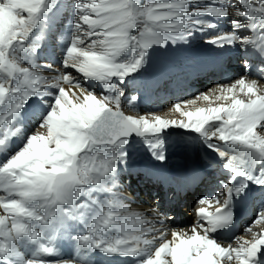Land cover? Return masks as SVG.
Masks as SVG:
<instances>
[{
  "label": "snow or ice",
  "instance_id": "snow-or-ice-1",
  "mask_svg": "<svg viewBox=\"0 0 264 264\" xmlns=\"http://www.w3.org/2000/svg\"><path fill=\"white\" fill-rule=\"evenodd\" d=\"M193 0H77V19L71 45L63 60L64 68H71L85 78L111 82L113 78L121 81L137 72L144 62L145 52L154 44H164L174 37L183 38L192 24L193 16L229 15V7L192 8ZM247 11L236 9L234 14L249 17L251 28L258 33L256 40L242 36L237 29L245 27L233 20L231 33L216 36L212 43L223 47L237 41L254 42L264 48V0L254 4L250 0H240ZM46 11V0H0V127L4 136L0 145L16 134L12 125L16 113L33 94L43 93L48 88H56L53 106L46 118L30 135L22 148L0 164V188L7 193L0 197L6 213L0 215V262L13 264L20 256L17 243L20 237L32 235L29 221L49 225L54 217L67 214L71 217L83 216L95 210L91 226L87 232L76 239L85 250L100 249L108 254L139 256L144 258L138 264H258L261 250H264V231L252 234V225L245 230L249 239L237 237V246H224L210 234L231 223L233 213L229 208L233 194H239L247 186H224L226 198L214 213L199 207L198 214L201 231L193 225L188 231H172V239H167L164 220L157 221L160 228H144L139 214H127V208L118 205L114 210L112 199L100 203L94 193L109 191L105 177L114 171L119 159L116 149L127 143L132 134L153 137L171 126L194 130L210 142H224L249 153V162L257 157L264 159V95L258 94L256 81L246 82L241 78L235 84L220 86L216 100L222 103L183 111L181 103L174 105L182 112L184 119H165L160 115H126L120 110L122 92L98 97L82 87L71 72L55 77H46L34 66H22V58L28 46L26 41L40 23ZM87 26V27H85ZM215 27V25H210ZM85 38L88 43H85ZM39 37H37V40ZM38 44L34 41L31 51ZM133 49L132 55L121 60L120 57ZM136 50H139L138 53ZM70 84L78 91L64 87ZM237 85L240 91L247 89L248 100L235 95ZM214 91V90H213ZM228 93H232L231 96ZM255 93V98L251 94ZM72 97H75L73 99ZM212 101L203 93L197 99ZM134 99V98H133ZM193 104L195 101H183ZM114 105V107L112 106ZM207 125V127H205ZM214 125V127H213ZM259 126V132L257 127ZM214 129V130H213ZM162 141L152 145L157 147ZM223 157L227 153L210 143ZM155 155V153H154ZM158 159L163 160V153ZM225 167L236 175L244 176L264 185V170L258 175L246 171L244 160L232 155ZM235 177H233L234 179ZM88 199L77 203V197ZM200 204L210 203L201 198ZM219 204L220 201L217 200ZM63 206V208H61ZM264 220L262 209L253 224ZM205 224L207 226H205ZM109 229L114 230L111 234ZM189 232L191 234H189ZM158 233V235H157ZM151 234V238L149 235ZM44 254H55L51 244H41ZM23 264H53L42 257L28 258ZM54 264H73V261H58Z\"/></svg>",
  "mask_w": 264,
  "mask_h": 264
},
{
  "label": "bare ground",
  "instance_id": "bare-ground-1",
  "mask_svg": "<svg viewBox=\"0 0 264 264\" xmlns=\"http://www.w3.org/2000/svg\"><path fill=\"white\" fill-rule=\"evenodd\" d=\"M150 2L151 0H141L142 4ZM235 2V0H193V2L188 5V8L189 11H191L192 8H202L206 6L225 7L224 4L234 5ZM250 2L252 1L250 0ZM76 3L77 0H46V5H58V14L62 13L61 16L52 19V21L56 23L57 26H63L62 23L66 22V20L69 18L71 20L77 19ZM243 6L246 7L245 5ZM228 11L229 15L225 16L226 26L220 27V29H223V31L218 30L211 32L212 26L210 25H215V22H217V20L214 19L215 16H193L191 17L193 21L201 20L203 21V23L192 24L187 29H185L186 32L191 33L190 35L184 36L181 33L180 35L183 36V38L174 37L173 39L167 40V42L164 44H154L150 48H148L146 52L148 54L149 62L147 64L146 60V65H143L137 71L138 75H140L141 78L136 80L134 83H131V81L119 82L117 78H113L111 82L98 81L94 78H85L82 74L77 73L74 69L64 68V65L61 67L60 65L64 60L66 51H64L62 56L55 55L53 59H39L36 54L32 55L30 59L32 64L37 66V71L48 73L50 77L57 76L59 72H63L64 74L71 72L72 75H76L75 78L78 79L82 87L86 88L88 91L94 92L98 95V97H100L101 95H115L118 92H122L123 95L121 96V105H123L124 107L122 106L120 107V109L124 110L127 113L126 115L144 116L155 114L169 120H187V117H184L182 115V112L175 110V104L181 103L183 111L195 110L199 107H207L210 103L215 106L216 104L222 103V101L215 99L216 96L220 95V86L230 87L241 78L245 79L246 82L256 81V90L258 94L264 95V71H257L256 69V63L258 61L264 62V48L258 47L254 42L237 41L232 44H225L223 47L211 42V40L216 36L231 33L228 30H234L232 23L233 20H238L241 24L245 25V27L237 29L240 35L247 37V33H252L250 37L253 40L257 39L258 33L251 28V20L249 17H241L239 15H236L234 14L236 11L231 8H229ZM60 35H62V33H60ZM43 39L44 44L48 47V50H51V48H54V46H56L55 48H57L58 46L62 47L63 44L66 45L65 39L61 37L58 40L59 44H54L48 39L47 33H43ZM86 40L87 38H85V43L87 44L88 42H86ZM70 45L71 42H69L66 46L69 47ZM199 48H206L209 51L217 50L219 54L236 51H238V53L227 58L225 64H231L229 68H219V73L215 75L218 81H213V79H211L208 83H201V86H199V90L184 87L180 91L167 93V91L163 88V84L165 81L160 84L156 83V80L158 78H164L168 73H170L171 76H169L170 78H168L167 81L174 80L176 75L182 73V70L185 68V59H181L182 56H185V54H187V56H190L192 50H196ZM253 52H255L256 54L253 55ZM52 53L54 52L52 51ZM243 57L251 60L250 63H254L255 66L245 71V69L243 68V64H241ZM124 58L125 54L120 57L121 60ZM190 58L194 59L195 56H191ZM230 59L233 60L229 62ZM175 69L178 70L174 71ZM106 86H109V89H106ZM209 86L210 88L208 89ZM64 87L67 89H71L69 93L70 96L72 92L78 91L77 89H74L70 84H64ZM203 93H207L208 95H210L212 97V101H205L202 98L197 99V97ZM228 95L231 96L232 93H228ZM235 95L240 99L248 100L250 94L247 93V89H245L244 91H240V86L237 85ZM251 95L252 98H255V93ZM190 100L195 101V103H182L183 101ZM165 101L169 102L168 107L162 111L157 110V105L160 102ZM41 103L45 104V106L42 104L38 106L31 105L30 109L31 111H36L38 113L46 110V113L41 118V121H43L46 118L48 112L51 110L53 103H50L48 100H43ZM38 126L36 127V129L38 128ZM28 127L31 126L28 125ZM257 128V132H259V126ZM36 129L30 135L34 134ZM183 130L189 132L191 131L190 129L171 126L157 136H138L135 139H127V143L124 145H128V147L116 152L118 155L121 153L126 154L119 155V159H117V161L115 162V166L122 167L121 170L119 169L116 171L115 175L117 178L118 186H120L124 191L122 195L127 201V203L125 204L127 208V214L130 217L132 214H139L137 218L143 220L144 228H160L161 225L157 223V221L163 219V227L167 229V239L169 240L172 239V231H188L193 226L192 221L187 220L185 217V215L188 214L185 211L183 212V210H180L179 212H181L183 215H178V213H176L174 217H165L161 212V209L167 208V204H165L164 202L165 198H161L164 194L163 187H160L159 183L153 178L145 177L138 183L133 178L135 176H139L138 170L142 168L139 161L149 158L158 161V166L151 165L150 168L158 173L159 176L162 175L165 179H170L174 182L189 180L193 176V171L195 170L196 166L202 165L203 161L199 157L197 148H188L184 151L183 155L176 156V152L174 151L175 142L180 137H185L188 142L196 145L195 131H193L192 133V138H190L188 135L174 136L173 134H171L172 132H180ZM30 135L26 138V141L30 137ZM213 140H215V138H213ZM157 141H162L163 143L157 147H153L152 145L156 144ZM224 148L229 151V148L226 146V144L224 145ZM236 148L238 147H234V152L236 151ZM161 153H163L165 157L163 160L157 158ZM243 156L245 158V163L252 166H255L256 164L264 160L257 157L255 161H251L250 163L249 153L244 152ZM165 160H167V162H165ZM262 166L264 167V165ZM123 173L126 174V178L122 176ZM148 183L153 186L154 189L158 188L157 192L161 197H155L156 193H149V191L147 190ZM169 188L172 187L170 186ZM114 193H117V191H114ZM94 195L101 204L110 199L109 194L105 192H96L94 193ZM98 207V204L93 205L92 211L95 213V210H97ZM2 208H4L3 202H0V209ZM113 208L114 210H119V208L114 204ZM55 218L56 217L52 219V222L49 225H43L38 221H29L32 227L41 230V239L39 240V244H51L55 248V254H44L39 247H36V238H33V236L30 235L23 236L21 238V241L17 243L22 247V250H20L19 252V258L22 261L28 259L29 256L32 258L39 256L46 261L53 262V264L54 262L58 261H73V264H105L104 262L108 260V258H110L111 261L107 264H116V262H118L119 264H138L139 260L141 258H144L143 254L139 256H121L118 254H108L101 251L100 249L95 248L85 250L81 247L80 242L76 239V237L86 233L88 229L80 223L77 224L75 217H71L65 214H62V218L60 217L63 226L65 227L70 224L72 227H75L67 234L68 239L66 240V244L68 246L72 244V248L68 250L67 254L65 253L64 257H59L61 248L60 243H56L58 234H53L50 232V228L53 226V221ZM92 218L93 217H91L90 220H92ZM258 227H253L252 231L259 230ZM199 231H201V234H203L202 230ZM109 232L111 234H115L114 230L112 229H109ZM189 234L191 233L189 232ZM148 235L149 238H151V234ZM218 242L221 243L220 241ZM221 244L224 246H227L229 244H231L233 247L237 246L236 243L230 242ZM262 255H264V250H261L259 257H261ZM0 264H3V262H0ZM13 264L17 263L13 262ZM223 264H227V261L225 260Z\"/></svg>",
  "mask_w": 264,
  "mask_h": 264
},
{
  "label": "rangeland",
  "instance_id": "rangeland-1",
  "mask_svg": "<svg viewBox=\"0 0 264 264\" xmlns=\"http://www.w3.org/2000/svg\"><path fill=\"white\" fill-rule=\"evenodd\" d=\"M47 6V5H46ZM56 6V8H59L58 7V5H55ZM54 8V7H53ZM229 8H231V9H233L232 8V6L231 7H229ZM49 10V9H48ZM47 10V7H46V11H44L43 12V14H42V18H41V20H40V23L37 25V27H36V29L34 30V32L32 33V35L30 36V38H29V40L27 41V43H26V45L28 46V44H30V42H33L34 41V39H35V37H36V30L37 29H49V32H48V34L51 36L52 34H53V31H54V29H53V27H54V25H50V23L52 22V17H53V15H54V12L55 11H48ZM234 11H236V9H233ZM71 21H66L65 23L66 24H69ZM72 23H74V22H72ZM136 51H138V50H136ZM26 52V51H25ZM132 52H133V50H130L129 52H128V54H127V59L132 55ZM255 79H257V78H255ZM232 80V79H231ZM259 80V79H258ZM227 83V82H226ZM210 88V86L208 87V89ZM73 99H75V98H73ZM168 102H167V104H165V102H160L158 105H157V110H159V111H162V110H164L165 108H167L168 107ZM0 110H2V108H0ZM127 114V113H126ZM13 125H14V123H13ZM16 127L17 128H19L20 127V122H18L17 124H16ZM15 130V129H14ZM256 130H258V128L256 129ZM193 131L194 130H191L190 132L189 131H180V132H172L171 134H173L174 136H186V135H188L190 138H192V133H193ZM175 146H177V153H176V156H181V155H183V153H184V151L185 150H187L188 148H193V149H195V148H197V146L196 145H194L193 143H190V142H188L186 139H185V137H180L179 139H177L176 140V142H175ZM198 150V149H197ZM198 152V151H197ZM199 153V152H198ZM259 228V227H258Z\"/></svg>",
  "mask_w": 264,
  "mask_h": 264
}]
</instances>
